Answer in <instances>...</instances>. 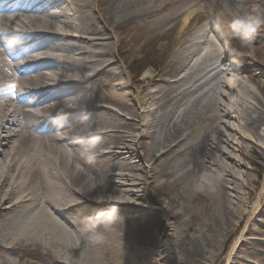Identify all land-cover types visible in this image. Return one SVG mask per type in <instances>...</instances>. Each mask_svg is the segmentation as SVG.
Listing matches in <instances>:
<instances>
[{
    "label": "bare ground",
    "instance_id": "obj_1",
    "mask_svg": "<svg viewBox=\"0 0 264 264\" xmlns=\"http://www.w3.org/2000/svg\"><path fill=\"white\" fill-rule=\"evenodd\" d=\"M156 1L0 0V264H264V96L248 85L264 91V34L249 50L190 10L164 67L130 78L114 31L136 19L124 64L185 11L146 27ZM88 122L90 160L74 139Z\"/></svg>",
    "mask_w": 264,
    "mask_h": 264
},
{
    "label": "rangeland",
    "instance_id": "obj_2",
    "mask_svg": "<svg viewBox=\"0 0 264 264\" xmlns=\"http://www.w3.org/2000/svg\"><path fill=\"white\" fill-rule=\"evenodd\" d=\"M181 1L183 2L178 5V3ZM235 3L237 4L238 9L243 11V13L246 15V18L254 14L264 16V0H235ZM180 5L182 6L181 8L185 11L178 18V20H180V23L176 26L173 32L169 33L170 36H168V33H166L162 38H154L153 35L146 37L138 44L136 57L131 62H129L128 60H124L125 63L123 64L120 61L119 57L120 55L122 56L121 53L127 52V50L129 49V45L131 44V37L138 33V30L135 27H132V24L136 21V19H131L129 22L123 23L121 28L114 31L115 38L117 37L118 41H116L115 39L113 42H118L119 53L114 51L112 54V59L117 62L118 67L122 70L124 69L122 68L123 66H125V68L128 67V70L123 71L127 73L130 78L139 79L141 81L146 76L158 73V71L164 67L165 62H167L172 52V47H169V42L181 28V20L183 19V16L187 11L196 10L199 15H201L204 19H207V21L205 22H210L218 27L223 25H226L225 27H227L230 25V20H237L236 16L234 15L235 12L231 9V6L227 2V0H157L154 4L155 13L153 15L151 14L152 16L148 18L142 16L139 21L146 27H153L156 24L160 26L167 20L166 17L168 16V13L172 12L175 6L178 7ZM97 16L98 15H95L96 18ZM194 21L195 20H193L190 25V32H192L196 25L198 26V24H194ZM169 25H171V23L163 24L162 26ZM257 32L264 34V26H261ZM209 38L214 39L213 35H209ZM237 40L240 46L248 47L249 50L253 47V43L250 39L246 42L238 39V37L236 36L235 41ZM115 46L117 47V43L115 44ZM258 47L260 48V52L264 53V40H262L258 44ZM232 51L236 56H242L243 54H246L245 51L242 52L235 48H232ZM232 59L233 58L231 57H226V61L228 62H230ZM236 59L237 58H234V60ZM246 63L248 65V62ZM254 74H258L257 70L254 71ZM248 85L255 90L260 98H263L264 91L261 94L255 85L250 83H248ZM224 91L226 93H229L226 89H223V92ZM225 99L226 98H221L224 103ZM232 123H234V121H229L228 119H223L220 122L222 129L227 133L228 136H235V142L237 143V134L235 135V132H233V130L229 128L231 127L229 124ZM216 124H218V121H215L210 127L213 128L216 126ZM233 148L236 150H234ZM237 149L238 148L236 144L231 146H228L226 143L222 144V150L226 152L225 156L239 157ZM257 149L259 152L263 151V149H261V144H258ZM250 157L258 162L257 167L259 169L257 175L258 182L253 186L254 195L252 198V203H254L264 187V162L262 160H259L255 156ZM228 162L230 163V161ZM244 163L246 164V166L253 168L249 161L245 160ZM141 166L145 167V164L142 163ZM146 195L147 197H149L151 195V191L147 192ZM153 208H157V206H153Z\"/></svg>",
    "mask_w": 264,
    "mask_h": 264
},
{
    "label": "clouds",
    "instance_id": "obj_3",
    "mask_svg": "<svg viewBox=\"0 0 264 264\" xmlns=\"http://www.w3.org/2000/svg\"><path fill=\"white\" fill-rule=\"evenodd\" d=\"M264 26V16L250 15L245 19H237L231 22L230 29L240 40H249L258 29ZM88 121L87 117L83 118ZM75 142L80 144V155L87 159H92L95 154V150L100 145L102 137L100 135L92 134L91 123H85L80 128L78 135L74 138ZM117 210L113 209L109 213V218L112 219L116 216Z\"/></svg>",
    "mask_w": 264,
    "mask_h": 264
}]
</instances>
